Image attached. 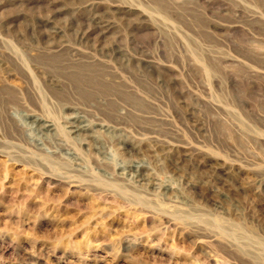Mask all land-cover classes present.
I'll return each instance as SVG.
<instances>
[{"label": "rangeland", "instance_id": "374dc122", "mask_svg": "<svg viewBox=\"0 0 264 264\" xmlns=\"http://www.w3.org/2000/svg\"><path fill=\"white\" fill-rule=\"evenodd\" d=\"M2 83L0 264H264V0H0Z\"/></svg>", "mask_w": 264, "mask_h": 264}, {"label": "bare ground", "instance_id": "6f19581e", "mask_svg": "<svg viewBox=\"0 0 264 264\" xmlns=\"http://www.w3.org/2000/svg\"><path fill=\"white\" fill-rule=\"evenodd\" d=\"M13 60H14V63L16 64V70L20 73V75H22V77L25 78V82H26V80L30 81L31 80V75H30L31 70L26 68V66L24 67L20 60H18V59H13ZM65 60L66 61H64V62H68V63H66V65H65V63H62V61H60L61 62L60 67L63 70L66 68H70L71 65L73 64L71 59L66 58ZM45 61L53 63L48 58H46ZM45 61H43V62H45ZM50 80H48V81H50ZM16 94L17 93H15V91L13 89H11V87H9L7 84L6 85H4L3 83L0 84V105L4 107V105L9 104L12 101V99H16ZM24 115L31 116L30 114H24ZM65 123L67 124V127H68V129L65 128V131L70 133V134H73V136L82 135V134L90 135L87 130L91 129L92 125L89 124V122L86 120L85 116H83L81 114L72 115L69 119H67L65 121ZM30 127L31 128L35 127L36 129H38V131H40V133H41V130L42 131H44V130L45 131H54L53 123H51L50 121H47V120H43L40 117H35L34 120L30 123ZM91 130H93V128ZM105 130H107V129L105 128ZM89 132H91V131H89ZM84 135H82V136H84ZM128 168H129V170H131V173H132L131 176L138 178L137 179L138 181H140V180L148 181L149 176L147 175L146 166L143 163L132 162L128 165Z\"/></svg>", "mask_w": 264, "mask_h": 264}]
</instances>
